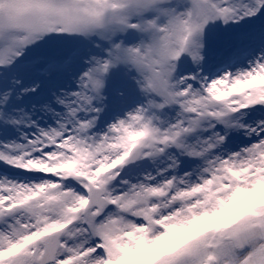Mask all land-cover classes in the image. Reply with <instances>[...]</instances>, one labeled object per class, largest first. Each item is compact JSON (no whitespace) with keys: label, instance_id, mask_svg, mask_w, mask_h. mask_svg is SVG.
Instances as JSON below:
<instances>
[{"label":"snow or ice","instance_id":"obj_1","mask_svg":"<svg viewBox=\"0 0 264 264\" xmlns=\"http://www.w3.org/2000/svg\"><path fill=\"white\" fill-rule=\"evenodd\" d=\"M0 264H264V0H0Z\"/></svg>","mask_w":264,"mask_h":264}]
</instances>
